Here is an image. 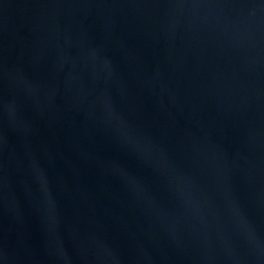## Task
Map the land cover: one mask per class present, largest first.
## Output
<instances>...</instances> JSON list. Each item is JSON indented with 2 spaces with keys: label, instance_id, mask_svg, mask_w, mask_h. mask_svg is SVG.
<instances>
[{
  "label": "water",
  "instance_id": "obj_1",
  "mask_svg": "<svg viewBox=\"0 0 264 264\" xmlns=\"http://www.w3.org/2000/svg\"><path fill=\"white\" fill-rule=\"evenodd\" d=\"M0 264H264V0H0Z\"/></svg>",
  "mask_w": 264,
  "mask_h": 264
}]
</instances>
